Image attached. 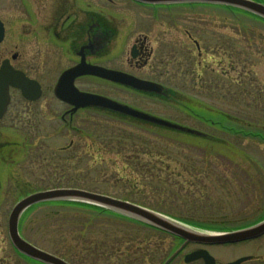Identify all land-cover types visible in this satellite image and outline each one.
Here are the masks:
<instances>
[{"label": "rangeland", "instance_id": "1", "mask_svg": "<svg viewBox=\"0 0 264 264\" xmlns=\"http://www.w3.org/2000/svg\"><path fill=\"white\" fill-rule=\"evenodd\" d=\"M178 11L180 29H197L206 51L200 61L183 33L174 38L182 68L166 77L171 95L157 99L109 83H80L209 137L103 109L78 112V130L72 131L56 114L21 111L11 91L0 118V264H36L11 246L7 218L19 198L38 190H89L190 224H250L264 217V22L217 8ZM27 13L20 14L14 0H0L6 25L0 60L14 50ZM136 29L133 35L141 31ZM14 65L23 68L19 61ZM59 70L44 75L45 92L52 91ZM70 141L68 151L60 149ZM63 203L32 205L20 217V232L71 264H161L177 244L166 233L109 212Z\"/></svg>", "mask_w": 264, "mask_h": 264}, {"label": "flooded vegetation", "instance_id": "2", "mask_svg": "<svg viewBox=\"0 0 264 264\" xmlns=\"http://www.w3.org/2000/svg\"><path fill=\"white\" fill-rule=\"evenodd\" d=\"M14 5L20 14L28 11L29 24L27 22V26L26 24L21 26L20 31L15 36L17 44H15L14 50L10 56H2L0 65L2 61L7 60L14 69L22 71L26 77L38 84L39 93L34 98H26L19 89L9 87L8 105L13 99L11 96V91H13L18 96L21 111L51 118L56 114L60 124L72 131L78 130L74 126V119L78 112L85 109L100 110L103 108L87 106L72 111L73 105L71 103L55 96L53 93L54 84L51 92H45L44 75L49 68L57 67L60 69L54 83L62 71L64 72L65 69L82 62L125 72V74L162 85L164 87L163 94L136 90L142 95L160 99L171 95L169 88L165 87L166 77L180 74L179 70L182 68L181 62L175 61L180 51L173 50V48L180 49L181 45L179 40L174 38L183 33L188 45L191 44L197 52L196 56L200 61L203 52L206 51L203 41L199 39L200 36L196 38L197 29H180L181 23L179 21L182 15L178 11L179 8H217L222 9V11L230 10L235 14L244 13L259 18L249 12L241 11L238 7L217 1L171 3L152 0H14ZM2 23L4 36L0 43L4 41L6 35V25L4 22ZM137 27L141 31L133 35ZM14 61H19L23 68L14 65ZM169 69H174L173 74ZM82 79H89L91 83L104 82L116 86V88L121 87L119 89L133 90L131 87L97 75L84 74L77 76L72 82L77 89L84 92L100 94L97 90L84 88L80 83ZM33 95L34 93H32ZM107 97L136 110L160 117L147 112L146 108L139 105H132L128 101L119 100L112 96ZM8 105H6L7 108ZM107 111L126 116L117 111ZM136 120L146 122L140 119ZM150 124L157 126V128H166L153 123ZM72 144L73 142L70 141L60 149L68 151ZM135 204L138 205L139 203ZM186 225L207 233H229L250 224ZM166 234L177 241L174 249L184 240L179 236ZM197 250H204L210 255L211 262L209 261V264H230L234 261H237L236 264H264V234L245 239L238 237L223 242L189 241L168 264H206L202 257L185 261L186 254ZM164 259L161 264H163Z\"/></svg>", "mask_w": 264, "mask_h": 264}, {"label": "water", "instance_id": "3", "mask_svg": "<svg viewBox=\"0 0 264 264\" xmlns=\"http://www.w3.org/2000/svg\"><path fill=\"white\" fill-rule=\"evenodd\" d=\"M150 1V0H149ZM152 1H169V2H190V1H217L229 6L238 7L240 9L255 14L264 19V4L253 0H152ZM4 27L0 21V41L3 38ZM84 74L97 75L102 78L115 81L126 86H129L135 90L144 92H151L156 94H163L164 88L161 85L155 84L151 81L139 79L137 77L125 74L116 70L107 69L99 66H92L85 64L84 62L64 70L59 76L57 82L54 85L53 93L59 99L71 103L73 105L72 111L79 107L94 106L107 109L110 111H117L126 116H130L136 119L144 120L149 123L160 125L169 129L185 132L188 134L198 135L201 137H209L202 131L186 127L174 122H170L165 119L153 116L151 114L136 110L127 105L119 103L115 100L107 98L105 96L80 91L72 83L77 76ZM12 86L20 89L23 96L26 98H34L39 93V87L34 80L29 79L20 70L14 69L12 65L7 61H2L0 65V118L3 116L6 105L9 101L8 88ZM32 93L34 95L32 96ZM77 201L83 202L101 208L110 210L117 214L129 217L139 222H143L150 226L161 229L165 232L179 236L184 239L183 243L176 248L172 254L165 259L163 264L168 262L184 247L189 241H217L223 242L227 240L250 238L259 236L264 233V218L241 228L240 230L229 233H206L201 232L191 227L184 225L176 219H172L167 215L155 212L147 209L135 203L127 200H120L119 198L112 197L102 193H96L89 190L78 188H52L46 190H39L32 192L19 200L12 206L8 218H7V234L11 245L22 255L32 260L44 263V264H70L66 260L52 255L47 251H44L37 246L27 241L19 232V220L22 213L31 205L45 202V201ZM202 257L206 261V264L211 262L210 255L204 250H197L185 255V261H190L195 258ZM234 261L230 264H236Z\"/></svg>", "mask_w": 264, "mask_h": 264}, {"label": "trees", "instance_id": "4", "mask_svg": "<svg viewBox=\"0 0 264 264\" xmlns=\"http://www.w3.org/2000/svg\"><path fill=\"white\" fill-rule=\"evenodd\" d=\"M59 203H61V202H59ZM65 203H66V202H65ZM62 204H64V203L62 202ZM69 204H71V205H77V206H80V205H81V206H83V207H84V206H88V207H90V208H94V209H96V210L103 211V210H100L99 208H96V207H94V206L87 205V204H83V203H79V202H76V203H69ZM32 208H33V206H32L31 208H28V210H29V209H32ZM28 210H27V211H28ZM27 211H26V212H27Z\"/></svg>", "mask_w": 264, "mask_h": 264}]
</instances>
